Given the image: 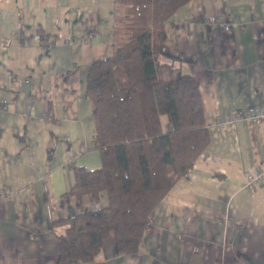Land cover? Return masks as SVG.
<instances>
[{
	"label": "crops",
	"instance_id": "1",
	"mask_svg": "<svg viewBox=\"0 0 264 264\" xmlns=\"http://www.w3.org/2000/svg\"><path fill=\"white\" fill-rule=\"evenodd\" d=\"M112 8L0 0V264H60L55 222L79 211L74 166L102 164L86 82L89 65L112 53ZM161 50L174 73L193 75L208 141L135 251L119 253L109 232L95 259L75 264H264V182L245 184L264 162V119L229 120L264 106V0H188L163 22Z\"/></svg>",
	"mask_w": 264,
	"mask_h": 264
},
{
	"label": "trees",
	"instance_id": "2",
	"mask_svg": "<svg viewBox=\"0 0 264 264\" xmlns=\"http://www.w3.org/2000/svg\"><path fill=\"white\" fill-rule=\"evenodd\" d=\"M187 1L113 0L112 53L89 65L86 82L102 164L74 166L79 211L55 222L60 264L92 261L109 232L119 253L135 251L147 216L208 141L193 75L161 59L162 24ZM103 194L104 206L81 202Z\"/></svg>",
	"mask_w": 264,
	"mask_h": 264
},
{
	"label": "built area",
	"instance_id": "3",
	"mask_svg": "<svg viewBox=\"0 0 264 264\" xmlns=\"http://www.w3.org/2000/svg\"><path fill=\"white\" fill-rule=\"evenodd\" d=\"M208 20L210 23L220 24L222 29H230L229 20H220L216 15H211ZM238 119H251L255 122H259L264 119V106L249 105L232 110L229 114V120L233 121ZM262 182H264V162H261L258 166L247 172L245 179V184L249 187H251L254 183ZM152 218V214L150 213L146 218L147 225H150Z\"/></svg>",
	"mask_w": 264,
	"mask_h": 264
}]
</instances>
